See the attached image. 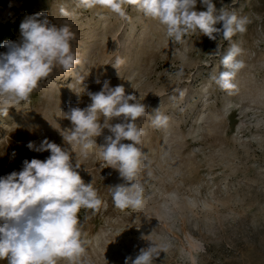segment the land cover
<instances>
[{"label": "rangeland", "instance_id": "rangeland-1", "mask_svg": "<svg viewBox=\"0 0 264 264\" xmlns=\"http://www.w3.org/2000/svg\"><path fill=\"white\" fill-rule=\"evenodd\" d=\"M213 3L248 17L247 31L227 41L197 30L176 43L165 26L132 5L126 21L99 6L84 9L78 0H0V23L14 25L16 42L22 20L38 12L76 33L71 43L81 64L73 72L56 67L28 102L0 114V177L21 171L24 160L50 156L30 150V141L39 145L47 138L70 148L82 179L107 205L78 214L87 240L84 264H124L153 243L169 245L154 264H264V0ZM61 7L73 15L62 16ZM196 10H206L200 0ZM233 43L244 50L238 59L245 67L235 80L238 91L229 94L212 77L224 70L221 57ZM3 45L0 53L8 51ZM117 57L125 63L116 69ZM104 80L123 84L148 112L136 122L146 133L141 147L151 162L137 177L145 192L136 210L114 206L111 188L131 182L103 161L99 149L85 157L62 137L72 127L64 112L87 107L88 92L100 91ZM157 110L170 117L167 129L152 126ZM107 135L104 129L98 146Z\"/></svg>", "mask_w": 264, "mask_h": 264}, {"label": "clouds", "instance_id": "clouds-1", "mask_svg": "<svg viewBox=\"0 0 264 264\" xmlns=\"http://www.w3.org/2000/svg\"><path fill=\"white\" fill-rule=\"evenodd\" d=\"M197 3L198 0H78V6L84 9L99 6L126 21L131 20L126 6H135L145 17L165 26L167 37L176 43H183L197 30L210 40L222 35L227 41L247 31L248 17L217 10L213 0H200L206 10L198 11ZM60 14L73 15L63 7ZM218 24L222 27H216ZM19 30V42L5 41L3 47L8 51L0 53V114L5 116L10 104L28 102L32 92L56 67L73 72L81 64L72 49L76 33L70 24L58 26L48 13L38 12L26 16ZM243 51L239 45L231 44L221 57L224 70L212 77L229 94L238 91L235 80L245 67L244 61L238 59ZM124 63L123 58L117 57L115 68ZM182 74V70L177 73ZM96 83L101 81L97 79ZM88 96L91 103L87 107L70 106L64 112L72 127L69 134L62 135L63 140L70 146H79L85 157L99 149L103 161L118 170L124 181L131 182L130 186L118 184L111 188L114 206L121 210L139 209L144 204L145 188L137 177L141 167L147 168L151 162L141 147L146 133L136 122L148 115L146 106L134 94H126L123 84L112 87L109 80L103 81L100 91L88 92ZM113 119L121 122L113 124ZM151 123L157 129H167L170 117L157 110ZM104 129L111 135L105 136L104 144L98 146L96 138ZM27 147L36 152L49 151L50 156L45 160H24L21 171L0 177V260L7 264H58L60 260L84 264L87 240L78 214L81 209L99 212L107 205L93 184L82 179L80 164L77 160L73 163L69 147L47 138L39 145L30 141ZM168 249V244L153 243L141 248L134 259L126 257L124 264H154L155 258Z\"/></svg>", "mask_w": 264, "mask_h": 264}, {"label": "trees", "instance_id": "trees-1", "mask_svg": "<svg viewBox=\"0 0 264 264\" xmlns=\"http://www.w3.org/2000/svg\"><path fill=\"white\" fill-rule=\"evenodd\" d=\"M15 39L14 25L9 22L0 23V43L4 44L5 41H15Z\"/></svg>", "mask_w": 264, "mask_h": 264}]
</instances>
